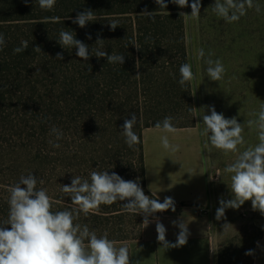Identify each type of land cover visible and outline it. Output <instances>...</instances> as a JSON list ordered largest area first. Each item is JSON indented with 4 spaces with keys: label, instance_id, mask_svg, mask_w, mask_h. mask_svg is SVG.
Wrapping results in <instances>:
<instances>
[{
    "label": "rangeland",
    "instance_id": "rangeland-1",
    "mask_svg": "<svg viewBox=\"0 0 264 264\" xmlns=\"http://www.w3.org/2000/svg\"><path fill=\"white\" fill-rule=\"evenodd\" d=\"M127 1L139 4L145 0H56L50 11L41 9L37 0H28L27 4L24 0H0V33L6 41L0 50V222L8 216V188L29 173L44 181L37 187L47 189L53 212L76 207L61 191L62 185H70L73 175L88 178L92 171L115 172L125 180L138 181L143 188L140 143L129 148L121 126L135 113L134 131L140 137L151 97L140 95L145 94L143 91L138 96L131 67L110 78L101 63H107L106 58L93 55L83 61L76 56L75 48L63 49L57 42L61 30L73 31L90 51L101 47L96 45L98 38L104 46L115 42L116 38H111L124 36L130 22L101 14L118 10ZM192 2L189 0L183 13L191 14ZM214 3L201 0L199 18L184 16L189 64L195 74L191 81L195 111L193 117H183L178 125L197 127L200 135L197 154L203 158L211 196L210 206L202 212L210 218L214 263L264 264V216L252 210L250 201L239 209H226L225 216L216 219L219 201L232 198L230 174L223 170L237 154L225 155L210 142L205 147L207 137L202 134L204 124L198 116L201 108L207 112L208 106H214L226 118L235 116L244 124L245 144L238 146L239 151L258 144L257 131L255 127L250 129L247 121L258 119L264 104V0H253L254 5H260L259 13L255 7L248 8L233 23L213 12ZM85 9L93 10L96 19L81 28L72 19ZM113 22L118 24L114 30ZM89 34L92 39L87 38ZM22 41L27 42V49L14 54L13 49L22 46ZM201 48L204 59L211 52L213 60L220 59L224 64L222 80L211 81L204 59H196ZM57 53L63 54V60L56 59ZM53 126L62 131L61 139L51 131ZM50 141L60 147H53ZM122 203L102 204L87 216L81 213L74 223L87 224L98 236L107 232L118 247L126 244L130 251L139 243L144 217L127 212ZM102 209L117 212L102 215ZM169 211L173 212H158L155 217ZM248 250L253 254L245 255Z\"/></svg>",
    "mask_w": 264,
    "mask_h": 264
},
{
    "label": "clouds",
    "instance_id": "clouds-1",
    "mask_svg": "<svg viewBox=\"0 0 264 264\" xmlns=\"http://www.w3.org/2000/svg\"><path fill=\"white\" fill-rule=\"evenodd\" d=\"M27 4L28 0H24ZM43 10H52L56 0H37ZM160 8L167 9L165 0H155ZM171 3L180 8L188 7L189 0H171ZM191 14L183 12L180 15L199 18L201 0H193L190 5ZM255 7L259 13L260 5L253 4V0H215L212 5L213 12L228 23L238 22L246 14L248 8ZM151 19H155V12H143ZM59 19V18H57ZM94 12L85 9L77 13L72 23L84 28L89 22L95 20ZM118 24L111 23L114 30ZM92 39L91 35L87 36ZM102 39H97L98 48H91L73 34V31L61 30L57 42L63 49H76V56L87 61L90 56L106 58L107 63H124L123 54H109L102 46ZM20 47L13 49L14 54L27 49V42L22 41ZM137 49H140L137 45ZM6 46L3 33H0V50ZM37 50H41L39 46ZM103 49V50H102ZM213 53H208L205 58L204 49H198L196 59H204L208 65L206 71L211 81H220L224 78L226 69L220 59L213 60ZM56 59L63 60V54L57 53ZM180 79L178 83L184 87L195 79L192 65L184 63L179 68ZM204 124L203 135L207 137L205 147L211 146L229 153L237 154L233 163L224 168V173L230 174L231 199L219 201L220 206L216 211V219L225 216L226 209H239L246 201L251 202L253 211H258L264 216V104L261 105L258 119L247 121L251 129L255 127L258 144L248 146L242 152L238 146L245 144L243 136L244 124L238 122L234 116L226 118L218 113L214 106H208L207 112L201 108ZM173 117L166 116L162 121L155 123L154 127L163 133H176ZM137 115L131 113V118H125L121 126L122 135L129 148L140 143V137L134 131ZM56 139L62 138L63 133L53 126L52 130ZM52 146L59 148V143ZM162 147L174 154L179 151V145L170 142L168 135L161 136ZM43 184L33 173L21 175L19 181L8 188L9 211L7 219L0 222V264H132L129 248L126 244L117 246V242L108 238L107 232L98 236L90 230L87 224L74 223L83 213L87 216L99 210L100 205H112L117 200L123 202L124 210L134 214H142L144 228L151 222L149 217L156 219V232L158 242L165 247L178 248L187 244L190 235L188 223L184 220L172 221L173 226L179 228L175 243L166 240V227L155 217L158 212L171 209L175 212V201L172 197H165L163 202L146 195L138 181L125 180L115 172L92 171L88 178L73 175L71 183L64 184L61 191L68 194L70 201L76 207L72 210L52 211V197L47 189L38 188ZM10 226V227H8ZM248 250L245 255H252Z\"/></svg>",
    "mask_w": 264,
    "mask_h": 264
},
{
    "label": "trees",
    "instance_id": "trees-1",
    "mask_svg": "<svg viewBox=\"0 0 264 264\" xmlns=\"http://www.w3.org/2000/svg\"><path fill=\"white\" fill-rule=\"evenodd\" d=\"M165 3L168 5L167 9H159L155 0H145L139 4H131L127 1L118 10L101 14L102 16L116 15L117 19L130 22L129 30L125 31L124 36L111 38L112 40L116 38L115 42L111 41L105 46L102 41L103 49L109 54H123L124 63L109 65L104 60H101V63L104 70H109L107 73L110 78L123 74V70L131 67L136 80V93L139 96V92L143 91L145 94L140 95L151 97L150 103L145 108L148 115L144 117L145 128H155V123L162 121L166 116L174 118L173 124L176 128L189 127L179 126L178 123L183 117H193L195 111L192 82L184 87L178 83L180 66L189 63L185 18L180 15L185 11V7H178L171 3V0H165ZM145 10L155 12V19L145 15L143 13ZM111 66H115L117 70L111 69ZM149 78L153 80L147 82ZM142 131L139 145L140 175L142 186L147 191ZM147 193L151 198L157 199L148 191ZM116 212L117 210L114 209L100 210L102 215ZM252 248L254 249V246Z\"/></svg>",
    "mask_w": 264,
    "mask_h": 264
},
{
    "label": "crops",
    "instance_id": "crops-1",
    "mask_svg": "<svg viewBox=\"0 0 264 264\" xmlns=\"http://www.w3.org/2000/svg\"><path fill=\"white\" fill-rule=\"evenodd\" d=\"M162 135L179 145V151H166L161 145ZM142 141L147 191L161 202L165 197L175 201L177 212L158 217L167 229L166 240L175 243L179 233L172 221H186L190 235L186 245L166 249L157 240L153 219L144 228L139 243L129 251L132 264H215L210 218L202 212L210 206L211 196L203 158L197 154V127L177 128L176 133L145 128Z\"/></svg>",
    "mask_w": 264,
    "mask_h": 264
}]
</instances>
